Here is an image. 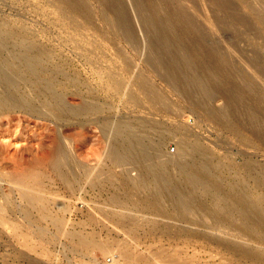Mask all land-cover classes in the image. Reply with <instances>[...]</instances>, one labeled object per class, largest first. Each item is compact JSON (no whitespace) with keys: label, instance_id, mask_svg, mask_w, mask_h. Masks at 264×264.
Returning a JSON list of instances; mask_svg holds the SVG:
<instances>
[{"label":"rangeland","instance_id":"374dc122","mask_svg":"<svg viewBox=\"0 0 264 264\" xmlns=\"http://www.w3.org/2000/svg\"><path fill=\"white\" fill-rule=\"evenodd\" d=\"M156 1L160 15L189 13L233 78L209 57L158 41L148 0H80L83 14L64 0H0L9 38L0 51L32 44L44 53L33 66L54 80L40 100L17 93L21 110L11 107L0 130L3 212L38 248L0 224V264H264V0H233L239 20H220L205 0ZM127 128L157 147L153 165L147 154L114 155V136ZM45 150L51 157L36 163ZM23 160L33 165L19 173L13 162ZM174 161L191 163L198 179L179 176ZM29 184L48 202L43 218L22 198Z\"/></svg>","mask_w":264,"mask_h":264},{"label":"bare ground","instance_id":"6f19581e","mask_svg":"<svg viewBox=\"0 0 264 264\" xmlns=\"http://www.w3.org/2000/svg\"><path fill=\"white\" fill-rule=\"evenodd\" d=\"M64 1H65L66 4L70 5L71 7H74V10L76 12L82 13V14L86 12V8H85L84 5H82L80 3V0H64ZM205 1H206L207 5L209 4L210 6L212 5L211 7H214V10L213 9L211 10L213 13H218V12L220 13L219 17H218L220 20H228V19H230V20H239V19H241L240 18L241 16L235 15L234 12H233V9H234V6H235L234 3H233V0H205ZM179 6H177V7H179ZM160 10H162V9L160 8L159 2H157L156 0H148V9H147L146 15L150 19V23L152 25V28H154L155 31H156V36H157V40L158 41H167V42L173 43L177 47H181V48L184 47L186 49L187 53H188V57H192V56H195V55L196 56L209 57V58H211L212 63L215 64L216 67L222 73H224V75H226L228 77L232 75L231 77L233 78L234 75L232 74V72L234 70V67L230 63L229 59L226 57L225 53L220 50V47L218 46L217 43H212V42H210L208 40L206 35L201 30L199 24H197L194 21L192 16L191 17L188 16L189 13L187 14V12H185L183 9H177L176 7L175 8L172 7V9H169L168 11L163 12L164 14L167 12V14H165V16L167 15V17H171L174 20L173 24L168 25L167 21H165L164 16H162L163 13H162V15H160V13H161ZM164 10L165 9L163 8L162 11H164ZM183 37L188 39V42L185 43V44L182 43ZM38 54H39L38 51L31 52L30 50H28V51H24L23 53L19 54V58H24V56H30V55L33 56V55H38ZM5 60H6L5 58L0 57V64H2ZM172 70H175V68L172 67ZM172 70H170V71H172ZM220 77H222V76H220ZM211 80H214V78L211 79ZM216 81H218V78H216ZM20 82H21V78H20L19 68H14V69H9V70H0V85L2 86V91L0 92V130L7 128L8 123H10L12 121V119L14 117L12 112L14 110H11V109H13L14 107H18V108H14V109H16V111L21 110L20 107H22V106L18 105V101H19L18 97L15 96L18 93V91L17 90L13 91L11 88L9 89V87L17 85ZM231 82H234V80L232 79ZM218 83H220V82H218ZM218 83H216V84H218ZM40 84L41 83H37L38 86H40ZM208 84H209V82H208ZM216 84H215V86H216ZM244 84H245V81L243 80V85ZM47 88H48V84H46V83H43V84H41V87H38V89H41V93L43 92V90L45 91V89H47ZM213 89H217V86H216V88H213ZM149 91L151 93H154L155 89H153L151 87L149 89ZM186 91L190 92L189 90H186ZM214 93H217V92L216 91H212L207 96H205V98L209 97V99H210L211 97H213ZM49 95H50V93H49ZM52 95L53 94H51V96ZM21 100H20V102H21ZM206 101H207V99H206ZM201 103H202V105L207 107V113H208L209 117H216V115H217V111L216 110H214L213 108H209L206 104H204L203 101ZM12 105H17V106L13 107ZM11 107H13V108H11ZM83 108L86 109L87 106L83 105ZM234 109H236V108L234 107ZM236 111L237 110L233 111L234 114H235L234 117L237 116V112ZM40 116L42 117L43 114H40ZM18 118H22V117L19 116ZM25 120H28V119H25ZM131 135H132L133 138H135V135H133V134H131ZM261 137H263V136H261ZM5 139H3V140H5ZM263 139H264V137H263ZM2 142H5V141H1V143ZM195 142H197V141H195ZM4 144L5 143H3V145ZM144 144H140L139 148L140 147L142 149L145 148L146 150L143 149L141 151H147L149 153L150 157H149V155H147L148 158L143 163H145L144 165H150L158 157V154H159L158 153V149L155 146L151 147V146L146 145V144H145L146 145L145 146ZM184 144H188V143L186 142ZM195 148H196V152L198 154H203L204 153V155H205V153H206V152H204L205 148L201 147L200 144L197 143L195 145ZM179 149H181V148H179ZM139 152H140L139 149H132V156L136 157L139 154ZM177 152H179V151H177ZM179 153L181 154V152H179ZM114 155L117 156L116 152H115ZM50 157H51V152L45 150V151H43L41 153L40 156H38V160H37L36 163L40 164V163L48 160ZM133 157H131V158H133ZM165 158L166 157H164L163 159H160V162L161 163L162 162L166 163L167 159H165ZM137 159H138V157H137ZM158 159L159 158H157V160ZM171 161L172 160H170V162ZM174 162H173V164H177V166H183L182 163H179L177 161L175 163ZM158 163H159V161H158ZM32 165L33 164L29 163L27 160H23V161H19V162L15 161V162H13V167H14L13 169H15L19 173H22V172L24 173L25 171H28V169H30L32 167ZM164 177H165V175H164ZM26 187H27V189H23V191L21 193L22 194V198L25 200V203H26L25 205H27V207H29V208L30 207L34 208L35 211L37 212L36 215H38V218L39 217L40 218L45 217V215H47V213H45V210L48 207L46 205V203H48V202H46V199L40 193V188H38L35 184H32V185L29 184ZM7 195H8V193L1 192V190H0V198H2V200H3L2 203H0V224L8 227L9 230L11 229V233H13L12 236H15V238L18 239V240L16 239L17 241L21 240L28 250H31V251L32 250H37L38 249L37 246H35L34 244L30 243L32 238L35 237V236L33 234L31 235V233H28V231L26 229H24V230H26L27 232L24 231L23 229H20L17 226L13 225L14 224V223L12 224L13 221H11V223H10L9 220L11 218L9 216H8L9 218H7V216H6L7 212H6V214H4L5 213V212H3L4 203L8 202ZM23 208H26V207H23ZM224 208H226V207H224ZM189 209H190V207H189ZM230 209H232V208H230ZM31 210L29 209V211H31ZM4 211H6V210H4ZM26 212H27V214L29 216L30 213L28 212V210ZM229 212H230V210H229ZM194 215H195V213H194ZM35 218H37V216ZM61 219H59V217L54 218V220H57V222L59 224L61 222ZM35 221H37V220L35 219ZM6 230H8V229H6ZM32 233H34V231H32ZM38 235H40V234H38ZM82 239H84V238H82ZM84 241H86V240L84 239ZM85 244H87V243H85ZM122 250H125V248L122 249Z\"/></svg>","mask_w":264,"mask_h":264},{"label":"water","instance_id":"95a60500","mask_svg":"<svg viewBox=\"0 0 264 264\" xmlns=\"http://www.w3.org/2000/svg\"><path fill=\"white\" fill-rule=\"evenodd\" d=\"M0 45L3 47H7L9 45V38H6L1 33H0ZM31 46L32 44H28L25 47H22L21 49L9 50L7 53H3L2 51H0V55H1L0 57L6 59L2 64H0V70L19 68L21 82L18 83L17 85L9 87V89L11 88L12 90H17L19 93L18 95L19 96L23 95V97H24L23 92L25 90L33 91L36 94V96L39 97L40 100V89H38L37 83H40L41 81L48 84V89L42 92L43 95H45L51 90V87L54 84V80L50 78H44L40 74V70L37 67L33 66V63L40 64L43 61L44 53L42 50H41L42 51L41 54L39 53L38 55H33V56L30 55V56H24V58H19V54L23 53L24 51H28V50H30L31 52L37 51V50H32ZM49 96L45 99V102H48V104L50 103V100H48ZM23 97L20 96L21 99H23ZM12 106L14 107L17 105H12ZM130 130L131 129L128 128L121 130L114 136V140L112 143V149L114 154L116 152L117 156L119 157H129L132 156V149H139L140 152L136 157H141L146 154L149 155L147 151H141L143 149L146 150L145 148L143 149L141 147L139 148L140 144H144L143 140L140 139L138 135L135 138H133ZM191 157L194 158V156ZM166 166L167 163H163L161 168L165 169ZM177 167L179 168L178 171L179 176L185 175L188 171V174L190 173V175H192L191 177L197 176L198 179V175L193 173L194 166H192L191 163L184 162V165L182 167L181 166H177ZM250 196L251 195L249 194V197ZM256 201L259 200L256 199L254 201L251 199L250 202L253 205H255L257 204ZM260 202H262V200H260Z\"/></svg>","mask_w":264,"mask_h":264}]
</instances>
